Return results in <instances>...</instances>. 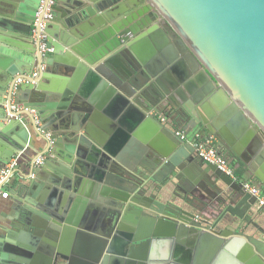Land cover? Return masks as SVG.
<instances>
[{"label": "water", "instance_id": "95a60500", "mask_svg": "<svg viewBox=\"0 0 264 264\" xmlns=\"http://www.w3.org/2000/svg\"><path fill=\"white\" fill-rule=\"evenodd\" d=\"M145 1L144 12L131 17L133 0H57L47 28L54 52L42 59L32 39L41 0H0V138L14 147L0 156V171L19 153L36 149L37 140L47 143L51 159L46 162L64 159L79 175L73 185L70 168L62 165L68 172L62 188L82 194L85 176L90 197L101 201L105 214L120 224L121 238L110 250L122 264H264V240L248 231L259 228L253 218L257 198L243 181L201 158L157 116L167 114L188 133L210 134L227 151L240 154L238 147H246L256 156L250 168L264 188V0ZM41 64L46 67L41 80L19 86L15 99L40 95L45 73L63 71L77 79L87 75L130 115L138 146L122 148L129 138L125 132L111 130L96 144L81 136L80 129L91 127L90 113L71 121L65 109L96 103L86 101L76 87L49 88L66 102L60 111L32 103L40 108V128L32 118L30 128L19 114L12 116V97L6 99V92L18 76ZM42 132L51 134L53 145ZM66 138L103 154V163L84 164L82 152L74 160L60 157L57 150ZM107 140V148H122L123 156L102 151ZM18 172L11 194L27 204L23 225L43 232L54 228L52 220L64 222L69 210L58 213L44 205L31 193L33 187L17 179ZM60 182L59 177L53 180ZM182 187L184 195L177 192ZM208 212L213 221L198 219L197 214ZM239 222L244 226L235 228ZM5 242L13 255L5 264H41L18 237ZM51 256L52 264L73 261L56 247Z\"/></svg>", "mask_w": 264, "mask_h": 264}, {"label": "crops", "instance_id": "0c3cea01", "mask_svg": "<svg viewBox=\"0 0 264 264\" xmlns=\"http://www.w3.org/2000/svg\"><path fill=\"white\" fill-rule=\"evenodd\" d=\"M29 59L27 56H25ZM6 56L4 59H9ZM33 66V63H31ZM30 66V67H31ZM47 79L40 83V95L35 96V99L25 97L16 98L15 101L21 105L36 109L39 113V109L33 106L32 103H43V106H47L53 111H60L63 104L66 102L56 95L49 93L50 87L71 89L76 87L86 101L94 100L96 105H81L80 109L76 106L66 108L65 112L67 117L72 121L74 118L84 119L87 114L91 116V127L88 131L85 128L80 129L79 134L85 136L92 144L100 143L104 140L105 136L111 132V130L117 134L125 132L129 135V138L124 142L122 148L137 147L140 143V139L135 138V130L133 132V124L131 123L130 115L127 116L126 111H121V104L115 98L107 99V91L95 88L89 76H81L80 79L75 78L72 74H67L63 71L45 73ZM45 90V91H44ZM35 102H30L31 100ZM60 109V110H59ZM81 111V113H79ZM83 111V113H82ZM81 114V115H80ZM166 115V114H165ZM167 116V115H166ZM27 122L25 126L31 127L30 119H25ZM169 125L176 130H183L178 127L177 124L170 118ZM124 130V131H123ZM195 132V131H194ZM200 132V131H199ZM201 134V132H200ZM203 135V133H202ZM206 137L211 136L205 133ZM121 139V138H120ZM37 148L33 150H26L23 157L20 160L19 172L17 173V179L24 185L31 186V193L40 199L44 205L50 208H54L59 211L69 210L64 218V222H56L52 220L51 226L54 228L48 231L40 229H28L23 225L26 217L25 201L17 194H11L8 199L0 200V264H5L11 261L12 253L7 249L8 239H12L13 236L18 237L21 244L26 248H29L39 258L41 264H52V250L56 247L64 253H68L73 258L72 263L65 261L62 264H122L119 262V254L112 253L110 250V244H114V240L121 238L120 231L122 230L118 221H113L114 217H110L105 213V205L101 201H97L90 197V186L88 179L85 176H81L84 180L81 185L82 194H75V190L68 191L62 188L66 182H68L67 174L72 173V184H77V175L74 173V167L65 163L64 159H55L56 161H50L49 165H45L43 168H34V161L37 157L47 151L48 145L42 140H37ZM120 141V140H119ZM105 144V142H104ZM105 145L101 147V150L109 151L108 153L115 154L116 156L122 155V148L119 151L112 152ZM216 148L221 156L226 158L230 164L234 165L235 175L236 172L239 175L236 176L244 183H250L251 185L258 186L262 189V185L255 178L253 170L250 168L255 164L256 156L249 153L248 149L243 145L239 146L237 143L240 154L233 151H227L221 146L219 141L215 142ZM14 147L11 145L7 138H0V156L6 155L9 151H13ZM84 153L85 158L82 161L84 164L99 167L103 161V154H99L94 149L82 148L76 145L72 140L65 139L62 147L58 148L57 154L62 158L73 157V160L80 156V153ZM55 158V155L53 156ZM128 155L124 160L130 161ZM50 156L47 161H49ZM248 161V164H247ZM74 161H72L73 163ZM62 165L69 167V171L61 169ZM35 174V177H31ZM60 178V185L53 183V180ZM13 185V184H12ZM13 190V188H12ZM185 188H180L177 192L180 195L183 194ZM32 197V196H31ZM29 196V198H31ZM80 199V200H78ZM81 201V202H79ZM68 204H70L68 206ZM78 205V206H77ZM77 207L74 211V216L71 217L69 223L67 219L70 218V213L74 207ZM256 214L253 217L254 222L259 228L250 226L248 231L256 238L264 240V209L260 208L257 204L255 206ZM203 219L211 220L212 215L210 212L207 214H197ZM244 224L237 223L235 228H241ZM127 229L130 225L126 223ZM56 228V229H55ZM107 233H110L107 237ZM105 241H109L107 247L104 246ZM164 254V249L162 251ZM181 257V256H180ZM182 264V263H179Z\"/></svg>", "mask_w": 264, "mask_h": 264}, {"label": "built area", "instance_id": "2783aa9c", "mask_svg": "<svg viewBox=\"0 0 264 264\" xmlns=\"http://www.w3.org/2000/svg\"><path fill=\"white\" fill-rule=\"evenodd\" d=\"M56 3L57 0H41L36 14V19L33 24L32 39L39 46V53L42 59L45 58V55L54 52V49L49 48L48 46L49 35L47 34V28L54 18L53 8ZM45 69L46 67L44 64L36 65L31 73L18 76L15 80L14 88L8 90L5 96L6 99L12 97L11 104H8L9 110L14 113L11 114L12 116L19 114L20 119L32 118L39 128L43 126V123L37 116L38 112L36 109L17 103L14 95L21 85L37 84L41 80ZM157 116L164 125L170 127L168 117L162 114ZM175 132L183 142L194 147L201 158L213 165H216L226 175L238 180L235 175L234 167H232L229 161L218 152L215 145L216 139L213 136L206 137L197 131L188 133L185 130H176ZM42 133L48 139L50 145H53L54 141L51 139V134L48 132ZM23 155L24 153H19L13 157V159L9 161L0 171V200H5L10 197L12 190L11 187L13 184V174L19 169L20 160ZM49 156V153H44L37 157L34 161V168L36 169L42 167L48 160ZM31 177H35V174H32ZM244 186L251 195L257 198V205L264 209V189L251 185L250 183H244ZM198 219H201V217H198Z\"/></svg>", "mask_w": 264, "mask_h": 264}, {"label": "flooded vegetation", "instance_id": "af4514ba", "mask_svg": "<svg viewBox=\"0 0 264 264\" xmlns=\"http://www.w3.org/2000/svg\"><path fill=\"white\" fill-rule=\"evenodd\" d=\"M147 7H148L147 1H145V0H133V5L131 7H129L128 15L131 16V17H133L135 15H138L139 16V13L140 12H144V9L147 8ZM151 13L152 12L144 13V16L143 17H145L147 15H150ZM154 17L156 18V23L160 25L161 24L160 23L161 18H159V16L158 15H155V14H154ZM152 18L153 17H150V21L152 20ZM152 25H153V23H152ZM152 25H149V27H151ZM159 114L160 115L161 114L162 115H165L164 113H159ZM159 114H157V115H159ZM166 117H168V116H166ZM168 119L170 121V118L169 117H168Z\"/></svg>", "mask_w": 264, "mask_h": 264}, {"label": "trees", "instance_id": "16d2710c", "mask_svg": "<svg viewBox=\"0 0 264 264\" xmlns=\"http://www.w3.org/2000/svg\"><path fill=\"white\" fill-rule=\"evenodd\" d=\"M232 167H234V165H232V164H230ZM236 176H238V178H239V175L237 174V172H236Z\"/></svg>", "mask_w": 264, "mask_h": 264}]
</instances>
